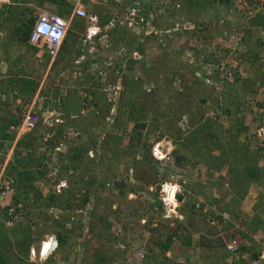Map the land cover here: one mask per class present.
I'll use <instances>...</instances> for the list:
<instances>
[{
    "label": "rangeland",
    "instance_id": "obj_1",
    "mask_svg": "<svg viewBox=\"0 0 264 264\" xmlns=\"http://www.w3.org/2000/svg\"><path fill=\"white\" fill-rule=\"evenodd\" d=\"M13 1L0 0V82L3 85L0 89L5 90L6 82L9 81V88L12 87L18 92L15 91L14 94L11 92L12 95L8 93L10 90L4 92L5 99H2V93H0V110L6 112L4 120L0 121V128L6 123L12 124L20 121L23 108L28 105L34 106L35 101V109L43 110L49 104V107L52 104L55 105L58 100L56 108L67 113L68 119L76 120V128L82 132L80 139L71 141L74 144H68V150L61 158L63 161L67 160L69 167L62 169L60 177L75 184L71 192L68 191L62 195L70 197L72 194L76 200L80 201L83 199L80 196L86 192L88 199L81 206L76 207L69 199L71 205L67 207H74L69 210L63 207L66 202L57 198L59 197L55 194L57 187L48 181V177H44L43 180L37 179L35 186L39 192L35 194L33 190L29 194L30 197H26L29 207L25 208L23 217L15 219V221L19 220L17 229L14 227L7 229V234L0 233L2 242L0 248L4 249L1 251L3 256H0V264H121L120 261L126 260L127 257L126 250H122L123 244L126 247L131 246L133 252L135 248L144 247L149 239L148 249L143 248L147 252L146 264H175L172 260L166 259L154 232L152 233L153 228L159 227L163 233L155 231L161 233L160 237L163 239L175 231L178 232L179 238L175 241L173 249L177 255L173 256H179V258L182 256L185 261L193 260L203 264L204 262L202 263L197 255L193 256L194 250L191 248L193 242L194 244L201 242L205 245L212 244L213 248L219 249L215 252V257L219 258L226 251L224 244L232 233L240 236L256 234L251 233L250 226L252 228L253 224L250 222L253 218L250 219L243 215L241 201L234 206L235 208H230L234 210L238 208L236 210L241 212L237 213L239 218L228 216L232 226L230 230H225L220 220L212 223V219L207 214L191 207L192 203L198 201L203 203L202 200L208 198L204 192L201 193L199 199L196 198L199 192L195 190L200 189L198 180L201 186L205 180L197 177L199 173L196 174L197 167L195 166H199L200 161L196 160L195 152L191 150L194 147H200L202 150L200 159L203 160L210 157L211 148L209 147H213V143L211 145L207 143V140L206 143L209 146L206 143H201L202 147L201 145L195 146L196 141H185V137L189 133L192 135V132L196 130L199 133L197 138H199L200 130L203 131L206 127L202 125L201 120L203 118L207 120L210 111L220 107L214 102L217 98L215 92L205 83V78L199 77L203 76L200 73L201 69L197 72L196 68L198 59L210 56L209 53L205 54L210 45L203 44V47L193 45L197 43V41H192L195 40L193 35L196 32L192 34L191 29L182 32L173 31L175 28L173 22L183 19L187 28L197 26L196 30L201 32L203 38L209 33L207 29L202 32L203 24L208 29L212 27L211 31L216 29L214 32L217 38L225 32L234 31L237 35L241 32L245 33V39L249 43L248 47L243 48L246 53L242 56L231 57L230 64L232 68L238 64L243 65L247 70L244 78L247 76L248 78L243 79L241 76L238 79L234 78L233 83H230L231 85L229 84L224 93L220 95L224 105L227 106V111L228 106L231 107L226 121L222 118L220 120L224 122L226 131L231 129L233 132L235 131L234 124L243 114L247 124L255 121L260 124L259 119L263 118L261 108L264 104V79H261L263 78L261 73L264 72V52L258 43V30L251 27V23L241 24L243 20L238 15H229L228 20V8L225 4L222 7L220 0H211L212 3H216L212 8L207 3L209 0L206 3L201 0H194V3L192 0L188 2L187 0H163L169 12L167 11L168 15L156 25L171 30L167 34V36H172L169 42L168 40L160 42L156 37L141 42L143 36L126 27H121L113 33V49L110 51L112 55H116L117 62L115 60L114 62L118 68L116 72H119L111 74L108 80L97 81L90 72H86L87 67L83 65L81 77L70 83L64 79L62 72L75 67V62L85 55L82 52L84 46L81 37L88 23L72 17V4L63 0L62 9L69 13H66L68 17L73 18L68 34L70 40L66 50H62L58 58L52 60L45 52L41 53L39 48L21 43L17 39L15 28L20 24L19 20L25 19L24 16L37 18L44 9L56 12L58 8L60 9L59 4L48 0L42 7L33 2L22 5V9H17L19 6ZM111 1L113 0H101L104 3L101 6L104 10L96 7L95 13L99 12L102 16L107 8L104 6ZM122 1L128 2V0ZM176 2L181 4V8H177ZM10 10L15 14H13V19L8 20L7 12ZM89 11L92 12L93 8L90 7ZM72 40L75 43L73 46ZM198 43H200L199 38ZM122 48L128 51L124 56H121ZM223 50L218 53L220 57L226 56L227 51L232 52L230 49ZM136 51L141 56L136 55ZM70 52H72V57L65 60ZM255 53H259L257 58ZM247 57L248 59L244 60ZM70 59L71 62H68ZM196 72L200 74L197 75ZM175 76H179L180 80H174ZM242 80L246 81L242 82ZM16 83L19 85L15 88ZM113 86L118 87L116 91L118 98L114 102L111 98ZM149 87L152 88L151 92L148 91ZM256 88L259 94L254 95L253 89ZM83 92L88 94L90 99L84 100ZM253 95L254 98L250 97ZM17 100H21L22 104L19 105ZM185 115L189 117L190 123L187 131H182L178 124ZM0 118H2L1 112ZM142 123L147 124L148 127L141 128ZM206 123L212 125L210 121ZM214 124L220 123L213 122ZM149 126H152V132ZM218 127L220 126L216 125L217 130H219ZM141 131L145 137L139 139ZM203 135L208 136L206 131L201 137ZM232 135L236 137L235 133ZM30 136L32 138L39 136V132H33ZM240 139L241 142H245L242 137ZM252 141L247 140L246 143L249 145L242 143L243 148H248L249 151L245 149L242 151L237 146L236 150L242 151V154L239 153L241 156L239 160L241 163H248L247 166L251 168H256L258 172H261L260 177L264 178V153L256 157L253 153L258 150L255 147L258 140ZM219 142L221 140L214 142V146L216 144L223 146ZM75 144L80 148L82 157L75 156L77 153L74 150L77 149L74 148ZM156 148L162 154L161 157H159L160 154L154 155ZM181 155L182 157L190 156L191 160H188L190 163L185 164L186 161L182 160L179 164L178 159ZM16 156L25 158L26 155L23 153V155L16 154ZM5 157L6 155L0 154V162L3 163ZM34 157L37 162L32 163L30 168L34 169L38 166L37 170L39 168L42 170L46 168L45 163L50 162L48 158L51 156L39 155L36 151ZM12 160L15 161L17 158L14 156ZM28 160H22V162L26 164ZM52 164L49 163V166L52 167ZM244 166L243 164L241 167ZM52 170L49 168L47 173ZM4 174H7L6 170ZM235 179L236 174L229 173L227 182L229 184L238 183ZM166 184L178 186L176 211L184 216L182 219L175 217L176 213H173L174 208L171 202L167 201L166 204L160 200L164 197L162 190ZM227 186L213 185L215 188L213 192L216 193H212L209 198L212 201L209 200L207 204L212 208L215 207V211L223 212L222 209L230 202L227 200L224 204V197L217 202L220 197L229 193L225 192ZM205 188L206 186L201 187V189ZM216 195L218 198L213 199ZM144 218L148 220L146 223L143 222ZM154 218L158 220L155 221L157 228L154 227ZM191 219L194 221V227L189 223ZM60 234L61 238H59ZM29 235L33 242L28 251L24 242L30 240ZM53 236H57L58 239L64 238V244L49 258H40L39 245ZM183 238H190V246L185 245ZM7 239L9 244L4 246ZM248 239L253 243L255 246L253 250L256 251L257 242L251 237ZM77 241L78 244L85 242L87 247L85 253L82 247L77 255ZM33 250H36L35 255L32 253ZM102 257H104V262L100 260ZM233 260L238 264H246L245 260L239 258L237 261L235 258ZM219 263L215 259V264Z\"/></svg>",
    "mask_w": 264,
    "mask_h": 264
},
{
    "label": "built area",
    "instance_id": "obj_2",
    "mask_svg": "<svg viewBox=\"0 0 264 264\" xmlns=\"http://www.w3.org/2000/svg\"><path fill=\"white\" fill-rule=\"evenodd\" d=\"M225 2L226 7L228 8V20L229 15H238L243 20V23L241 24H250L251 21L260 16V18H264V0H225ZM102 4L104 3H102L101 0H88V3H85L83 0L76 1L73 16L77 19L87 22L88 26L86 25L85 33H82L81 37L84 46L82 52L85 53V55H83L80 60L75 62V67L66 69L62 72L64 79H67L66 81L70 83L81 77L83 74L82 66L86 60L89 61V64L86 66V72H90V74H92L97 81L108 80L109 76L116 72L118 69L116 67V63L114 62V60L116 61V55H112L110 51L113 49V33H116L117 29L121 27H126L130 31L143 36L141 42H145L146 40L152 39L153 37L159 39L160 42H164L165 40H168L169 42V40L172 38V36H167V34H169L168 32L171 30H166L165 28L156 25L157 23H160L161 19H164L168 15L166 9L167 6L163 4V0H128L127 3H124L122 0H116V5H111L110 8L108 7V10L103 12L101 16L99 12L95 13L94 9L95 7L102 8ZM175 5L177 8H181L180 3L176 2ZM221 6L223 7L224 4H221ZM90 7L93 8L92 12L89 11ZM106 15L109 17L103 21L102 18ZM173 23V25H175V28L173 29L174 32L187 31V29H191L193 32L192 34L198 32V30H196L197 26L194 28H187L183 19ZM70 27L71 24L65 17L50 11L42 10L38 14V17L34 23L29 44L39 48L41 53L45 52L52 60H54L59 56V53L64 46ZM257 30L260 45L264 52V23L261 24ZM165 34L166 36L164 37ZM198 38L200 39V43H198ZM202 38V36L199 37L195 35L193 36V39L195 40L192 41H197V43H191L195 46L203 47L206 43L204 38ZM216 41L217 42L213 47L215 48V51L217 50V53L221 48L224 50L230 49L232 52L227 51V55L223 57H220L219 54H216V56H203V58L197 60L198 62H196V68L198 69L197 72H199L201 69L202 72L200 73L203 74V76L201 75L199 77L205 78L206 84L215 87L218 92H222L224 89V82L233 80L235 74V69L232 68L233 66L231 67L230 64L231 57H237L245 53L246 50L243 48H246L247 44L245 42V33L241 32L237 35L234 34V31L225 32L222 36L217 38ZM107 53L111 54L107 55ZM127 53V49L122 48L121 56H124ZM135 54L141 56L137 51ZM193 60L195 61V59ZM240 69L242 71V76L247 75L245 71L246 69L243 67V65L240 67ZM197 72L196 74L199 75L200 73ZM216 74H219L218 80L214 78ZM117 89L118 87L116 86H113L111 89L113 90L111 93L112 102L116 101L118 98V93L116 92ZM148 91L151 92L152 88L149 87ZM5 97V95L2 96V98ZM82 97L84 100L90 99L89 95L85 94L84 92L82 93ZM17 103L19 105L22 104L21 100H17ZM58 103L59 101L57 100L55 105L52 104L49 107V104L47 108L42 110L41 108L35 109V101L34 106L28 105L27 107L25 106L23 108V111H21L22 117L20 121L9 125L8 133L15 135V139L10 143H5L4 150L0 152V154H3L5 148L8 149L5 154V161L2 166L0 165V205L2 207L9 206L8 203H6V196L13 191L12 187L15 180L6 176L4 173L8 162H10L13 158L14 150L16 149L17 143L19 141L30 136L33 132H39V136H41V144L37 147V153H39V155L45 154L55 157L58 154L65 153V151L68 150V144H74L71 141H76L82 137L81 130L68 125V119L65 114L56 108V104ZM210 116L214 118L217 116V113L212 112ZM262 119L263 122L259 125V127L254 131H251L249 134L257 140L264 139V118ZM178 125L182 131H186L189 127L188 116H183ZM52 147L53 149H51ZM158 148L154 150L155 156L160 154ZM161 155L162 154H160L159 157H161ZM49 168L53 169L52 172L48 174L49 182L57 187L58 193H62L63 190L70 185L69 180L60 178L61 166L53 165L52 167L49 166ZM177 191V185L169 186L166 184L162 190L164 197H161L160 200L163 203H166L171 198H173L174 202H171L174 208L173 213H176L175 217L177 216L178 218L182 219L183 215H179V213L176 211V202H178ZM182 201L184 202V200ZM194 205L196 210L203 211L204 214L209 215V218L212 219V223H215V220H217L215 217L218 215L222 216L224 222L229 220L228 214H221L219 210H216V213L215 207L212 208L211 205L205 204L203 206L201 201L194 202ZM18 207L23 208V204L19 203ZM14 209L15 208L13 207L10 208L11 215L14 214ZM146 219L147 218L143 219L144 223L148 221ZM154 219V226H157L155 221L158 220L157 218ZM233 234L234 233H232V235ZM232 235H229L230 237L229 239H226L225 244L226 251L233 256V259L239 258L245 260L246 264H264V233L258 232L252 236L258 245L256 250L258 254L257 258H253L251 256V252L249 251L244 252L243 254L240 253L242 252L241 250L243 246L249 248L253 246V243L249 242L248 238L238 234H234V236ZM50 240L53 241L52 238ZM48 241L43 242L42 250ZM124 249L126 250L127 257L126 260L120 261L121 264H145L144 262L146 260L147 252L143 248H135L132 252L133 248L131 246L128 245V247H126V245L123 244L122 250ZM81 250L82 244H79L76 251L80 253ZM167 255L170 256L171 253H168ZM187 262L188 261L183 259L179 260L180 264H201L200 262H194L193 260L188 263Z\"/></svg>",
    "mask_w": 264,
    "mask_h": 264
},
{
    "label": "trees",
    "instance_id": "obj_3",
    "mask_svg": "<svg viewBox=\"0 0 264 264\" xmlns=\"http://www.w3.org/2000/svg\"><path fill=\"white\" fill-rule=\"evenodd\" d=\"M46 1H48V0H14L13 2L16 3L17 6H19L17 9H22L21 8L22 5H28L29 3H33V2H36L37 6H41L42 7L45 4ZM51 1H54L56 4H59V6H60V9L58 8V10H56V12L53 11V13L58 14L60 16H63L65 18L68 17L66 15V13H68V12H66V10L62 9V5L61 4L63 3V0H51ZM188 1L189 0H187L186 2H188ZM201 1H204L205 3L207 2V0H201ZM84 2L88 3V0H86ZM219 2H221L222 4L226 3L225 0H220ZM192 3H194V0H192ZM207 3H208V5H210L211 8L214 7L213 4H216V3H212L211 0H209ZM113 4H116V0H113ZM95 9H96V7H95ZM167 11L169 12L168 9H167ZM30 12H33V10H30ZM206 12H208V11H206ZM7 13H8V16H7L8 20H9V18H10V20L14 18V15H13V14H15L14 11L10 10ZM108 17L109 16L106 15V16H104L102 18V20L103 19H107ZM260 17H258L256 19H254L253 21H251V27H255L257 29L261 24L264 23V18H260ZM24 18L25 19L19 20L18 23H20V24L15 28L16 36H17V39L21 43L32 47L29 44V39H30L32 30H33V27H34V23H35L37 18L34 17V16H31V17L28 16L27 18H26V16H24ZM205 29L209 30V33L205 34V37H204L205 43L207 45L211 46V47L209 46L210 48L209 47L207 48V51H206L205 54L207 55L208 53H210L211 56H216V54L220 53L221 50H223V48H221V50H218V53H217L216 52L217 50L215 51V48L213 47L214 44H216V42H217L216 41L217 40V36H216V33L214 32V31H216V29L211 31L212 27H210L208 29L205 26V24H203L202 32H204ZM200 33L198 31L197 33H195V35H198L199 37H201ZM117 35H116V37H117ZM195 35H193V36H195ZM115 41H116V38H115ZM245 42H246L247 47H248V45H249L248 40L245 39ZM115 43L118 44V42H115ZM211 48H212V50H211ZM258 54L259 53H255L256 58H257ZM259 57H260V55H259ZM247 59H248V57L246 59H244V60H247ZM240 67H241V64H238L234 68L235 69V79L236 78L238 79V77L242 75V71H241ZM261 75L263 77L261 79H264V72L261 73ZM228 81H226V82L229 85L230 83L232 84L234 80H228ZM245 81L246 80H242V82H245ZM263 84H264V81H263ZM242 88H244V87H242ZM256 90H257V92H256ZM253 91H255L254 95H256L257 93L259 94L258 88L253 89ZM247 93H249V92L247 91ZM254 95L250 96V97L254 98ZM250 97H248V98H250ZM245 98L248 99L247 97H245ZM230 109H231V107L228 106V111L227 112H230ZM261 117L264 118V104L262 105V108H261ZM208 121L212 122V120H210L209 118L207 120L204 119V118L201 120V122H203L202 125H205L206 127L204 128L203 131L200 130L201 131V135L204 134V131H206V134L208 135L207 137H205V135H203L201 137V135H200L199 138H197L198 137L197 134H199V133H198V131L195 130L194 132H192V135H191V133H189V135H186L185 141H188V142L189 141H191V142L196 141L194 144H197V145H195V146L201 145V147H202L201 143H206L207 140H208L207 143H209L211 145L213 143V147H209V148H211V150L209 151V156L210 157L206 158V159H203V160L200 159V154H201V151H202L200 149V147H197V148L194 147L193 150H191V151L195 152L194 155L197 157L196 160H199L200 163L209 164V166L210 167L212 166V168L215 169L216 171H220V170L223 169L224 166H228L229 165L231 167V169H230L231 172L230 173L231 174L232 173L236 174V179H237L238 183H232L229 186H227V190H228L227 192H229V193H227V195L232 193V196L234 194V198L233 199L231 198L229 200L230 202L227 203L228 205L224 209H222L223 212H221V214H228L229 213L228 215H230V216L232 215V216H234L236 218V217H238L237 213H241L240 210L237 211L236 209H238V208H236L235 210L234 209H230V208L231 207L235 208L234 206H236V204H239V202L241 201L240 198L241 199L244 198L247 195V193H249L248 192L249 188H250L249 183L250 182L251 183L252 182L258 183L260 181H261L260 183H264V182H262L263 178L260 177L261 176V172H258L257 169L254 168V167L251 168V167L247 166L248 163H241L240 160H239V159H241V156L239 155V153L241 152V154H242L243 149L249 151L248 148H243L244 145H242L243 142H241L242 140L240 139V137H242V139L245 141L243 144L249 145L248 143H246L247 140H249V141L251 140L252 141V140L255 139L253 136L249 135L250 132L254 131L256 128H258L259 125L263 122V119H259V121H261L260 124H257L256 121L254 123H252V124H250V123L247 124V122H245V115L243 114L242 116H240V120L238 119L237 123L234 124L233 127H234L235 131H233V132H232L231 129L226 131L224 129L225 126L222 125L221 123L213 125V122H212V125H207L206 122H208ZM67 122H68V125H70V127H77L75 125V124H77L76 120H73V119L70 118V119H68ZM9 125H10V123L9 124L6 123V124L3 125L2 128H0V140L2 141V144L10 143V142H12L15 139V135H12V134L8 133ZM216 125L220 126V127H218L219 130L216 129ZM140 127L143 128V129H146L148 127V125L145 124V123H142ZM234 133H235L236 137H234L232 135ZM139 135H140L139 139H142V138L145 137V134H143V131L139 132ZM28 137H29L28 139L26 137V138L22 139L21 141H19L17 143L16 149H15L14 155H13V158L15 156V158H17V160H15V161L11 160L10 162H8V164L6 166V173H7L6 175L11 177V178H13V179H15L16 183H15V188H14L15 189V194H14V196L12 198L13 206L9 205V206H6L5 208L0 207V233L7 234V229L5 228L4 223H2L4 220L13 219L14 216H18V215L22 216L23 215L20 212L19 208L16 207V205L19 202H22L24 204L25 208L29 207V203L26 202V197H30L29 194L33 190H35V192H36L35 194H37L39 192L38 188L35 186V182H36L37 179H39V180L42 179L43 180L44 177L47 178V176L49 174V173H47L48 168H49V163H51V164L53 163L52 165H61V168H60L61 173H60V175L62 174V169H67V167H69L67 165V163H66L67 160L63 161V159H61L64 154H58L55 157H53L51 155V157L48 158L50 162L45 163L46 168L44 167V168H42V170H40L41 168H39L37 170L38 166H36L34 169L30 168V165L32 163L37 162V160L34 159L35 158L34 156H35V152L37 151V147L41 144V136H36L34 138H32V136H28ZM204 137H205V139H204ZM220 140H221V142H219V143L222 144L223 146H219V145L217 146V144L214 146V142L217 143ZM252 142H254V141H252ZM207 143H206V145L209 146ZM256 143L258 144V147H257L258 150H256L255 153H253V154L256 157H259L261 154L264 153V139L260 140V141H258ZM234 144H235V146H233ZM237 146H239L242 151L240 150V152H238L236 150ZM246 147H248V146H246ZM74 148H77V149H74ZM74 148L73 149L77 152L75 154V156L82 157V152L80 151V148H78V145L74 146ZM51 149H53V147ZM23 153H25V155H26L25 158H19L18 156H16V154L17 155H20V154L23 155ZM232 156H233V159H232ZM43 157L45 158V156H43ZM189 158H190V156L189 157H187V156L186 157H182V155H181L180 159H178V163L181 164V162L183 160V161H186L185 164H188V163H190V161H188V160H191ZM253 158H254V156H253ZM27 159H29L28 163L25 164V163L22 162V160H27ZM252 160H254V159H252ZM3 163L0 162V165L2 166ZM243 164L245 166L242 168L241 166H243ZM1 166H0V169H1ZM191 167L192 166H190V168ZM195 167H198V165L195 166ZM218 179H219L218 181H223L225 178H224V176L222 174H219L218 175ZM236 179H235V181H236ZM70 183H71V186H70L71 188L69 190H67L66 192H68V191L71 192L72 189L75 188V187L72 188L73 186H75V184H72V182H70ZM89 190H90V188H89ZM201 193L202 192H199V195H201ZM214 193H216V192H214ZM64 196H66V197H64ZM84 197L85 198H83L80 201L76 200L75 197L72 194L70 195V197H68L67 195H62V196H59L57 198H59L60 201L66 202L65 203L66 205L64 204L65 206H63V207L71 210L74 207L79 206V205L81 206L83 203H85L86 200L88 199V196H84ZM216 197H217V195L215 196V198ZM69 199L74 204V207H72V208L71 207H69V208L67 207V205L68 206L71 205V204H69ZM204 205H205V202H203V206ZM11 207L15 208L14 209V214H12L13 216H11V213H10V208ZM191 207L194 210H196L194 203H192ZM225 212H227V213H225ZM214 214H215V212H214ZM243 215H245V212H243ZM207 216H209V215H207ZM215 219L220 220V222L224 225V229L225 230H230V228L232 227L230 222H228V221L224 222V219L222 218L221 215H218V217H215ZM101 220L103 221V218ZM189 223H190V225L192 227H194V221L192 219L190 220ZM18 226H19V224H18ZM18 226H16L15 229H17ZM154 227H156V226H154ZM155 230L161 231L160 227L157 228V229L153 228L152 233L154 232V235H155V237L158 240V245H160L163 253L165 254L166 251H169V250L173 249L175 241L179 238L177 236L178 232L175 231L174 233L168 235V237L166 239H163V238L160 237L161 233L156 232ZM152 235L153 234H151V236ZM162 236H164V235L162 234ZM29 237H30V240H26L24 242V246H26V248L28 247L27 248L28 251L30 250V246H31V244L33 242L31 240V236L30 235H29ZM61 237L62 236L60 234L59 238H61ZM243 237H245V238L251 237L252 238V235H248L247 236V234H244ZM63 239L64 238L58 239L59 240L58 248L64 244ZM4 243H6L4 246H8V244H9L8 239L5 240ZM149 243H150V239H149V241L147 240V242L145 243L146 245H144V247H142V248H144V249L147 248L148 249ZM184 243H185V245H190L191 244L190 238L189 239H184ZM0 244H2L1 241H0ZM76 244L77 245L82 244V247H84L85 251H86L87 247L85 245V242L82 241V242H79V244H78V241H77ZM224 248H226V244H224ZM253 248H255L254 245L251 248L243 246L242 250H241L242 251L241 254H243L244 252H248L249 251V252H251V256L253 258H257L258 254H257L256 251L253 250ZM10 250H11V246L9 248V251ZM1 251H4V249L0 248V256H3V255H1ZM146 257H147V255H146ZM100 260L102 262H104V257H102ZM145 264H146V262H145Z\"/></svg>",
    "mask_w": 264,
    "mask_h": 264
},
{
    "label": "crops",
    "instance_id": "obj_4",
    "mask_svg": "<svg viewBox=\"0 0 264 264\" xmlns=\"http://www.w3.org/2000/svg\"><path fill=\"white\" fill-rule=\"evenodd\" d=\"M68 2H70L71 4H72V6H73V13H74V8H75V1H77V0H67ZM111 5H116V4H113V1H111V2H109L108 4H106V6H104V7H107L106 9L108 10V7L110 8V6ZM44 10H46V11H50V10H48V9H44ZM50 12H52L53 13V11H50ZM72 17H74L73 16V14H72ZM72 17H66V19L67 20H69V22H70V24H72L73 22H72V20H73V18ZM79 27H80V25H79ZM79 29V28H78ZM70 39H68V37H67V39H66V41H65V44H64V46H63V48L61 49V51L62 50H66V48H67V45L69 44V41ZM75 43H74V41L72 40V46L74 45ZM262 49V48H261ZM60 51V52H61ZM64 52V51H63ZM263 53V52H262ZM60 54V53H59ZM72 52H70L69 54H67L66 56H67V58H65V60H68V58H71L72 57ZM71 55V56H70ZM58 58V57H57ZM68 62H71V59L68 61ZM9 82V81H8ZM8 82H6V87H5V90H2V89H0L1 91H0V93H2V94H4V92L6 93L8 90H10L8 93H10L11 95H12V93L14 94L15 93V91H17L16 89L14 90L12 87H10L9 88V83ZM19 84L18 83H16V85H15V88H16V86H18ZM1 86H3L2 85V82H0V87ZM14 91V92H13ZM12 92V93H11ZM18 92V91H17ZM2 94H1V97H2ZM0 112H1V114H2V118H0V121L2 120H4V114L6 113L5 111H2V110H0ZM77 119V118H76ZM258 141H260V140H258ZM258 141H256V142H258ZM262 146V145H261ZM255 147H258V144L257 143H255ZM230 169H231V167L228 165V166H224L223 167V169L222 170H220V171H216L215 169H213L212 168V166L210 167L209 166V164H204V163H200L199 164V166L197 167V169H196V174H198L199 173V175H197V177L199 178L200 177V179L201 180H205V181H203V187L204 186H206V188L205 189H201V184H200V182H199V180H198V183H199V186H200V189L198 188V190L199 191H197V190H195L196 192H204L206 195H207V199H204V200H202L203 202H205V203H208L209 202V198H211V196H212V193H214L213 192V190L215 189L214 187H213V185L214 186H221V187H225V185H230L227 181H229L228 180V175H229V173L231 172L230 171ZM219 174H222L223 176H224V180L223 181H220V182H217L219 179H218V175ZM211 182H210V181ZM214 182V183H213ZM262 182H264V178H263V181ZM197 183V184H198ZM196 184V185H197ZM249 185H250V188H249V193H247V195L244 197V198H240V200H241V203H242V210L245 212V215L246 216H248V217H250V219L251 218H253L252 220H251V222H250V224H253V226H252V228H251V226H250V229L252 230V232L251 233H258V232H262V233H264V183H260V182H258V183H254V182H250L249 183ZM227 188V187H226ZM197 189V188H196ZM208 189V190H207ZM225 192H227V190L225 191ZM199 197H200V195H199V193H198V196H196V198H198L199 199ZM223 197H224V200H225V203L224 204H226V201L228 200H230L231 198L233 199L234 198V194H233V196H232V193L231 194H229V195H227V194H224V196H222V198L220 197L218 200H217V202H220V200H222L223 199ZM215 198V196H213V199ZM217 198H218V196H217ZM223 200V201H224ZM198 201V200H197ZM210 201H212V200H210ZM225 213H227V212H225ZM229 214V213H228ZM229 216V215H228ZM228 222H230L231 220L229 219V220H227ZM253 235H255V234H253ZM193 245V246H192ZM192 245H191V248L194 250L193 251V256H198V258L200 259V260H202V263L203 264H215V259H217L220 263L219 264H238V263H236V262H234V260H233V256L232 255H230L227 251H225V252H223V254L221 255V257H215V252L217 251V250H219V249H216V248H213V246H212V244H204V243H197V244H194V242L192 243ZM188 246H190V245H188ZM191 249V250H192ZM85 251V248L83 249V252ZM205 251H207V252H205ZM218 252V251H217ZM85 253V252H84ZM83 253V254H84ZM79 253L77 252V255H78ZM195 254V255H194ZM177 255V254H176ZM180 255V254H179ZM208 255L210 256V257H208ZM206 256V257H205ZM175 257H177V256H175ZM206 261V262H205ZM236 261H237V259H236ZM228 262V263H227ZM174 263V262H173ZM241 264V263H240Z\"/></svg>",
    "mask_w": 264,
    "mask_h": 264
},
{
    "label": "clouds",
    "instance_id": "obj_5",
    "mask_svg": "<svg viewBox=\"0 0 264 264\" xmlns=\"http://www.w3.org/2000/svg\"><path fill=\"white\" fill-rule=\"evenodd\" d=\"M101 9V8H100ZM102 10H104L103 8H102ZM107 10V9H106ZM76 18V17H75ZM82 21V20H81ZM70 29H71V27H70ZM70 31V30H69ZM69 34V33H68ZM67 37H68V35H67ZM67 39V38H66ZM66 41V40H65ZM258 43H259V46L261 47V45H260V40L258 39ZM65 44V43H64ZM32 46V45H31ZM63 48V47H62ZM224 51V50H223ZM263 51V50H262ZM225 53V52H224ZM228 53V52H227ZM246 53V52H245ZM245 53H243L242 55H244ZM226 54V53H225ZM227 55V54H226ZM241 55V56H242ZM89 64V61L88 60H86L85 62H84V65L85 66H87ZM245 68V67H244ZM246 69V68H245ZM246 71V73H247V70H245ZM218 76V77H217ZM246 76V75H245ZM245 76H242L241 75V77L243 78V79H247L248 78V76L246 77V78H244ZM217 77V78H216ZM214 78L217 80V79H219V74H216L215 76H214ZM235 78V75H234V77H233V79ZM229 82V81H228ZM209 86V85H208ZM228 86V84H227V82L225 81L224 82V89H223V91L222 92H218L217 90H216V88L215 87H212V86H210V88L215 92V95L217 96V98L214 100V102L215 103H217V104H219V107L220 108H214V109H212L211 111H210V113L208 114V118L209 119H211L212 120V122H218V123H221L222 125L224 124V122L223 121H221L220 120V118H222L223 120H225L226 121V117L228 118L229 116H228V112H227V106H225L224 105V101H223V98H221L220 97V95H222L223 93H224V90H226V87ZM3 95H5V94H3ZM2 95V96H3ZM2 99H5V98H2ZM58 107V106H57ZM212 112H216L217 113V116L216 117H211L210 116V114L212 113ZM63 113V112H62ZM65 114V116L67 117L68 115H66L67 113H64ZM77 118H79L78 116H77ZM189 118V117H188ZM67 119H68V117H67ZM189 123H190V121H189ZM187 131V130H186ZM5 144V143H4ZM4 144H2V141L0 140V152H2L3 150H4ZM7 144V143H6ZM7 150L8 149H6L5 148V151H4V153L2 154V155H5L6 154V152H7ZM15 151V150H14ZM63 154H65V153H63ZM59 166H61V165H59ZM49 169V168H48ZM0 172H1V169H0ZM7 176V175H6ZM61 176V175H60ZM9 177V176H8ZM48 177V176H47ZM61 178V177H60ZM64 179V178H63ZM15 180V179H14ZM49 181V180H48ZM69 182H70V180H69ZM15 183L16 182H14V184H13V191H12V193H10L9 195H7L6 197V199H7V201H6V203H8V205H12L13 206V204H12V198H13V196H14V194H15ZM71 183H70V185L67 187V188H65L64 190H63V192L62 193H58V192H56L55 194L56 195H58V196H60V195H62V194H64L67 190H69L71 187ZM86 194V192L84 193V194H82L83 196H80V197H83V198H85L84 196H86L85 195ZM19 203H22V202H19ZM19 203L16 205V207L17 208H19V210H20V212L23 214L22 215V217L24 216V214H25V207H24V204H23V208H20V207H18V205H19ZM205 204H207V203H205ZM0 207H2L1 205H0ZM2 208H5V207H2ZM12 208V207H11ZM66 212V211H65ZM11 216H13V215H11ZM21 215H18V216H14L13 217V219H8V220H4L2 223H4V226H5V228L6 229H10V228H14V227H16V226H18V222H19V220H16L15 221V219H19L18 217H20ZM64 217H66V215L64 214ZM184 217V216H183ZM180 219V218H179ZM51 238H49V239H47V240H44V241H42L41 242V244L39 245V247H38V252H39V254H40V250H41V246H42V244H43V242H45V241H48V240H50ZM52 239H53V241L54 240H57L58 241V243H59V240H58V238H57V236L55 237V236H53L52 237ZM52 245H51V241L48 243V244H45L44 245V252L45 253H47L48 252V249L51 247ZM58 246H59V244H58ZM58 248V247H57ZM57 248H55V250L52 252V254L50 255V256H52L53 255V253L57 250ZM174 249V248H173ZM173 249H171V250H169V251H166V253H165V257H166V259H168V260H172L175 264H180L179 262H178V260H180V259H183L182 258V256H181V258H179V256H177V257H175V256H173V255H176V252L174 253V250ZM32 253H33V255H35L36 254V250L34 251H32ZM168 253H171V255L170 256H168L167 254ZM179 253H181V252H179ZM49 256V257H50ZM48 257V258H49ZM174 257V258H173ZM40 258H42V255L40 254ZM43 259V258H42Z\"/></svg>",
    "mask_w": 264,
    "mask_h": 264
},
{
    "label": "bare ground",
    "instance_id": "obj_6",
    "mask_svg": "<svg viewBox=\"0 0 264 264\" xmlns=\"http://www.w3.org/2000/svg\"><path fill=\"white\" fill-rule=\"evenodd\" d=\"M177 192H178V191H177ZM169 201H170V202H174V199L171 198ZM50 241H51V245H52V246L48 249V252H47V253L44 252V249L42 250V247H43V246H41L40 254L42 255V258H43V259L48 258V257L52 254V252L55 250V244H54V241L49 240V241L46 242V243L48 244Z\"/></svg>",
    "mask_w": 264,
    "mask_h": 264
},
{
    "label": "water",
    "instance_id": "obj_7",
    "mask_svg": "<svg viewBox=\"0 0 264 264\" xmlns=\"http://www.w3.org/2000/svg\"><path fill=\"white\" fill-rule=\"evenodd\" d=\"M149 130H150V132L153 131V130H152V126H149ZM54 244H55V248H57L59 243H58L57 240H54Z\"/></svg>",
    "mask_w": 264,
    "mask_h": 264
},
{
    "label": "flooded vegetation",
    "instance_id": "obj_8",
    "mask_svg": "<svg viewBox=\"0 0 264 264\" xmlns=\"http://www.w3.org/2000/svg\"><path fill=\"white\" fill-rule=\"evenodd\" d=\"M179 78V76H175L174 80H180Z\"/></svg>",
    "mask_w": 264,
    "mask_h": 264
}]
</instances>
